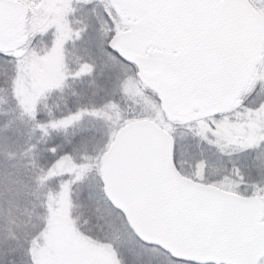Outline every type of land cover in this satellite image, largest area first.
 <instances>
[{"label": "snow or ice", "instance_id": "1", "mask_svg": "<svg viewBox=\"0 0 264 264\" xmlns=\"http://www.w3.org/2000/svg\"><path fill=\"white\" fill-rule=\"evenodd\" d=\"M0 264H264V0H0Z\"/></svg>", "mask_w": 264, "mask_h": 264}]
</instances>
